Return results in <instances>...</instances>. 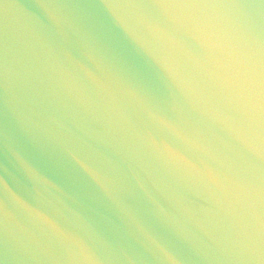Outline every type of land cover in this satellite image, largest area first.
<instances>
[{"label":"water","instance_id":"95a60500","mask_svg":"<svg viewBox=\"0 0 264 264\" xmlns=\"http://www.w3.org/2000/svg\"><path fill=\"white\" fill-rule=\"evenodd\" d=\"M0 264H264V0H0Z\"/></svg>","mask_w":264,"mask_h":264}]
</instances>
